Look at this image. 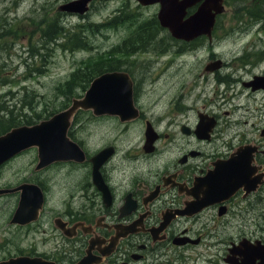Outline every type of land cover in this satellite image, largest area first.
I'll use <instances>...</instances> for the list:
<instances>
[{"label": "rangeland", "instance_id": "1", "mask_svg": "<svg viewBox=\"0 0 264 264\" xmlns=\"http://www.w3.org/2000/svg\"><path fill=\"white\" fill-rule=\"evenodd\" d=\"M257 1L237 0L236 6L241 8L243 15L241 18H237L238 14L232 18L228 6L226 15L217 20L210 42L206 37H200L191 40L194 44L189 41L187 47L182 41L174 40L168 30L160 28L155 30L157 35L151 37L147 45L142 44L137 51L130 52L134 55L127 57L130 54H111L109 51L128 39L134 43L139 37L131 35L139 25L156 19L158 3L142 5L137 0H93L85 13L78 14L58 9L60 4L69 0H0V123L1 117L10 111L14 118L19 119L15 125L34 124L47 119L68 106L73 97L83 96L89 83L85 88L76 87L69 97L55 94L56 85L68 78L77 66L96 62L106 69L110 61L116 65L115 70L126 71L136 85L142 86L138 101L147 117H158L168 99L172 96L179 98L180 94L184 97L180 101L184 107L182 120L192 122L196 109H204L218 117L216 138L199 148L203 155L223 142L236 143L240 139L252 138L264 141V135H260V129L264 127V91L249 93L240 80L241 76L245 80L251 72L264 73V13L257 20L248 15ZM257 9L255 7L253 11ZM117 15L124 16L125 22L109 25L110 19ZM49 24H64L72 36L73 32L82 36L88 47L75 48L73 45L78 41H73L72 36L67 39L65 35L57 44H53L54 41L46 43L43 33ZM139 44H130L127 49ZM193 46L196 48L192 49ZM31 50L35 53L32 54ZM216 58L227 63L225 69L219 71L221 76L236 71L238 67L234 62L237 60L252 63L245 68L247 73L235 72L236 81L228 86V82H218L213 73L204 69L207 62ZM227 110L229 113L225 115ZM23 116H29L32 121L26 124ZM73 117L69 135L73 140L83 142L87 154H93L111 142L116 143L121 151L134 149L141 140L139 122L121 132L114 119L94 120L86 110H77ZM176 119L179 121L178 116ZM0 127V134L4 133L2 124ZM165 128L166 125L160 123L159 130ZM172 129L176 127L169 126V130ZM178 139L181 142L182 138L178 136ZM166 142L161 140L159 145L164 147ZM184 142H187L186 138ZM36 159V148L29 147L5 163L0 170V187L27 180ZM202 159V156L198 157L197 162ZM79 172L69 170L67 166L59 169L52 166L42 173L51 189L47 213L57 203L62 175L69 173L76 177ZM17 198L16 193L0 197V260L27 249L31 241V237L24 235L25 229L9 223V212L18 205ZM249 201L251 207L235 211L228 219L229 223L224 227L225 243L230 236L264 238V201H256L255 198ZM217 248L221 245L215 244L210 248L211 264H221L220 259L214 256Z\"/></svg>", "mask_w": 264, "mask_h": 264}, {"label": "flooded vegetation", "instance_id": "2", "mask_svg": "<svg viewBox=\"0 0 264 264\" xmlns=\"http://www.w3.org/2000/svg\"><path fill=\"white\" fill-rule=\"evenodd\" d=\"M236 3L237 0H222L223 11L216 15V20L226 15L228 6L231 17L235 19L239 11L242 13ZM198 6L195 4L188 8L186 16ZM261 13H264V8ZM234 63L238 69L225 76L219 75V71L225 69L226 61H221L219 68L208 72L213 73L218 82H228L230 86L236 81L233 74L247 73L245 68L252 62L240 59ZM254 75L260 74L251 72L245 80L241 76L242 86L249 93L264 91L263 88L253 90L252 86L245 84ZM129 78L132 80V101L137 108V117L120 120L116 115L95 116L90 109L85 110L94 120L114 119L121 132L139 122L141 140L134 149L121 151L116 143L111 142L97 152L87 154L83 142L73 140L68 130V138L76 142L84 153L83 160H57L37 169L36 159L34 166L29 164L32 167L27 180L0 187L10 190L0 197L11 193L19 197L20 190L15 188L22 183L35 184L42 194V206L31 221L11 222L17 204L9 212V223L25 229L24 235L31 237L27 249L17 251L13 256L24 254L53 264H211L210 248L219 244L221 248H217L214 255L220 259L219 263L245 264L243 246L239 244L245 240L247 245L254 247L259 240L264 245V238L230 236L225 243L224 227L235 211L252 206L250 198L264 201V180L256 183L254 191L246 192L243 185L232 191L231 182L226 180L230 170L226 163L240 146L250 144L256 146L250 163L255 168L254 175L264 172V141L252 138L240 139L236 143L223 142L203 155L199 148L216 138L218 117L204 109H196L192 122L182 120L184 107L180 101L183 94L179 98L170 97L158 117H147L138 101L142 86L136 85L130 75ZM228 113L225 111V115ZM200 114L204 125L199 123ZM208 117H213L215 124L205 133ZM160 123L166 125L165 130H159ZM148 125L151 126L150 132L146 131ZM171 125L176 129L169 130ZM260 135H264V127L260 129ZM178 136L182 138L181 142ZM185 138L187 142H184ZM161 140L167 141L166 146L159 145ZM102 149H107V152L95 169L92 158ZM201 156L203 159L197 162ZM15 157L5 160L0 170ZM52 166H58V169L67 166L69 170L80 172L76 177L69 173L62 175L57 203L47 213L51 189L42 173ZM210 171H215L212 179L206 176ZM16 202H19L18 198ZM251 262L258 264L259 258Z\"/></svg>", "mask_w": 264, "mask_h": 264}, {"label": "water", "instance_id": "3", "mask_svg": "<svg viewBox=\"0 0 264 264\" xmlns=\"http://www.w3.org/2000/svg\"><path fill=\"white\" fill-rule=\"evenodd\" d=\"M90 1L69 0V2L60 4L58 9L82 14L87 11ZM138 2L144 5L157 2L160 8L156 18L160 26L165 27L173 38L184 41L192 40L200 35H206L210 39L216 15L223 11L222 0H138ZM195 4L199 6L186 16L187 9ZM220 65V60L216 59L207 63L205 70L212 71L220 67ZM245 84L252 86L253 90L264 88V74L254 75ZM131 86L132 80L126 72L121 70L107 71L97 75L83 92L84 95L82 97H73L66 108L53 113L48 119H43L39 123L15 126L0 135V165L8 158L29 147L36 148L37 169L57 160H83L84 153L78 144L70 140L67 135L68 127L75 111L78 109H90L95 116L116 115L120 120L133 119L138 114L137 108L132 101ZM199 121L201 125H204L201 114ZM206 123L205 133L206 130L211 129L215 124L213 117H208ZM146 131H151L150 125L147 126ZM150 140L148 139V141ZM255 149L256 146L254 145H242L237 149L236 154L230 156L227 160L228 163L226 164H228V169L230 170L227 173L226 180L231 182L230 188L232 187V191L242 185L245 189L247 188L246 192L254 191L256 183H261L264 180V172L254 175L255 168L250 165L253 160L252 152ZM106 152L107 149H102L92 158L95 169L100 165L99 162ZM214 173L215 171H210L206 176L212 179ZM251 181L252 186L251 184L248 186V182ZM15 190H20L19 203L13 212L11 222L17 224L27 223L36 217L38 210L42 206L41 191L32 183L19 184ZM9 191V189H0V194L8 193ZM239 245L243 246L244 262L245 258L247 260L245 264H253L251 260L257 257L259 258L258 264H263L264 254H262V250H264V245L259 240L254 247L247 245L245 240ZM0 264L53 263L21 255L0 261Z\"/></svg>", "mask_w": 264, "mask_h": 264}, {"label": "trees", "instance_id": "4", "mask_svg": "<svg viewBox=\"0 0 264 264\" xmlns=\"http://www.w3.org/2000/svg\"><path fill=\"white\" fill-rule=\"evenodd\" d=\"M255 7H258L257 10L253 9ZM263 8H264V0H258L257 2L253 3V8L252 10H250L248 12V15L251 16V18L257 20L258 18H261V16L263 15ZM238 18H241L243 15L242 13L239 11L238 12ZM119 20V21H118ZM110 21H112L109 25H114V24H120L124 21V16H115L112 17L110 19ZM125 22V21H124ZM115 26V25H114ZM217 26V22L214 26V28ZM161 27L158 25V22L156 21V19H152L150 21H147L141 25H139L137 27V29L134 31L135 34H132L131 37L136 36L139 37L137 39H135V41H133L136 44H139L138 46H135L133 48H131L130 50H128L127 48L131 45H133L134 43H132L131 41L129 42L128 40H125L121 43V45H118L116 47H114V49L110 50L109 52L111 54H118V52L121 53H127L130 54V52H134L137 51L139 49V47H142L146 44V42L151 40V37L153 38L155 35H157V32L155 30L160 29ZM64 26V24H58L57 26H53V24H49L47 26V29L45 30V33H43V35L45 36L44 40L47 42L49 41H54L53 44H57L59 38L63 35H65L64 37H67V39L71 38L72 34L71 32H69ZM149 31V33H148ZM142 35V36H141ZM141 36V38H140ZM73 41H78L76 45H73L75 48H83V47H88L87 44L84 42L83 37L76 34V32H73ZM144 39V40H141ZM184 44H186L187 47H189V43H193V42H183ZM148 44V43H147ZM146 44V45H147ZM192 46V45H191ZM195 47V46H193ZM35 50H31L32 54L35 53ZM37 55V54H36ZM36 55H33L34 57ZM101 65L96 63L95 64H91L89 66H77L72 73L70 74V76L68 78H66L64 81H62L61 83H59L58 85H56V90H55V94L57 95H65L67 97L72 96L74 94V90L76 87H78L79 85L81 86V88H85L86 84L90 82V80L95 77L97 74L103 72V71H107V70H115L116 69V65L112 64V62H108V65L106 67V69L101 68ZM3 110V109H2ZM23 119L25 121V123H30L32 120L31 118H29V116H23ZM2 122L0 124H2V131L4 132L5 129L15 126V124L19 121V119L17 117H13L11 114V111L8 112L7 116L5 117H1ZM1 128V127H0Z\"/></svg>", "mask_w": 264, "mask_h": 264}, {"label": "bare ground", "instance_id": "5", "mask_svg": "<svg viewBox=\"0 0 264 264\" xmlns=\"http://www.w3.org/2000/svg\"><path fill=\"white\" fill-rule=\"evenodd\" d=\"M61 25V24H60Z\"/></svg>", "mask_w": 264, "mask_h": 264}]
</instances>
